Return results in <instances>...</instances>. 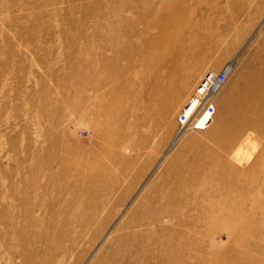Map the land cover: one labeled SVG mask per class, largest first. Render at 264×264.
<instances>
[{"label": "rangeland", "instance_id": "1", "mask_svg": "<svg viewBox=\"0 0 264 264\" xmlns=\"http://www.w3.org/2000/svg\"><path fill=\"white\" fill-rule=\"evenodd\" d=\"M263 64L264 0H0V264H264Z\"/></svg>", "mask_w": 264, "mask_h": 264}, {"label": "built area", "instance_id": "2", "mask_svg": "<svg viewBox=\"0 0 264 264\" xmlns=\"http://www.w3.org/2000/svg\"><path fill=\"white\" fill-rule=\"evenodd\" d=\"M228 70L224 65L218 71L203 72L174 117L175 133L203 130L209 125L214 115L213 97L225 83Z\"/></svg>", "mask_w": 264, "mask_h": 264}, {"label": "bare ground", "instance_id": "3", "mask_svg": "<svg viewBox=\"0 0 264 264\" xmlns=\"http://www.w3.org/2000/svg\"><path fill=\"white\" fill-rule=\"evenodd\" d=\"M168 17H171V14L170 13L168 15L166 14L164 16L165 20H168ZM177 19H180V18H177ZM128 29H130V28H128ZM129 31H128V33L130 34ZM153 39L154 40L152 42H154L155 50H157L158 52H162L164 50H167L168 48H173L176 51V53H180L179 51H181L182 53H187V55L190 56L188 50L186 48L183 49V47H182L185 43H183V42H180L179 43V37L177 35H171V34H169L164 28H161V29L158 28V34L156 36H154ZM123 53L125 54V52H123V50L120 51V52H117V54L115 55L116 60L122 59L123 56H124ZM260 64L262 65L261 61H260ZM178 65H180V64L178 63L176 66H178ZM261 65H260V67L262 68ZM251 66H253V65H251ZM227 68H229V66H227ZM187 77L183 79L182 84H180V83L177 82V85L174 84V82L172 81V78H169L168 83H170V85L169 84H166V87L163 89V91L166 92V93L174 94L175 93L174 89L175 90H178V89H180V88L183 87L182 85L186 84L187 80H189ZM102 81L104 82V80H102ZM106 81H108V79H106ZM179 85H181V86L178 87ZM260 87H261L260 85L255 86V89L254 90L255 91H260ZM253 88H254V86H253ZM216 94H218V92ZM216 94L214 95V97L216 96ZM214 97H213V101H212L213 106H214V115L212 116V119H211V122L209 123V125L205 129H203V130H206L207 128H209V126L213 122V118L215 116ZM203 130H186V131L182 132L181 134H177L176 133V136L175 137H181L185 132H188V131H203Z\"/></svg>", "mask_w": 264, "mask_h": 264}]
</instances>
